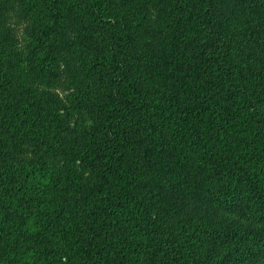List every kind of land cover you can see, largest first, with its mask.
<instances>
[{"label": "trees", "instance_id": "trees-1", "mask_svg": "<svg viewBox=\"0 0 264 264\" xmlns=\"http://www.w3.org/2000/svg\"><path fill=\"white\" fill-rule=\"evenodd\" d=\"M0 264H264V0H0Z\"/></svg>", "mask_w": 264, "mask_h": 264}, {"label": "rangeland", "instance_id": "rangeland-1", "mask_svg": "<svg viewBox=\"0 0 264 264\" xmlns=\"http://www.w3.org/2000/svg\"><path fill=\"white\" fill-rule=\"evenodd\" d=\"M7 21H8L9 24L15 25V21H16L15 15L11 14L9 17H7ZM55 90L59 94H62L60 88H56ZM164 187L167 188L166 197L169 200L170 207L173 208L174 210L177 209L178 207H181V204L178 202V199L174 196V194L170 190L169 185H164ZM183 200L185 201L184 203H187L188 205L183 207L182 209L180 208L181 210L179 212H176L175 215H177V213L178 214H180V213H184L185 214V213H188L191 210V205H192L191 200L188 197L184 198Z\"/></svg>", "mask_w": 264, "mask_h": 264}]
</instances>
